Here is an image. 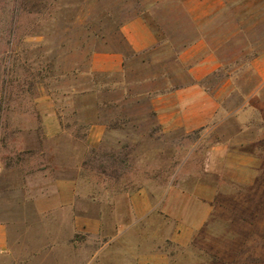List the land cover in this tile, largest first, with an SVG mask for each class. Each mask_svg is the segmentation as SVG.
<instances>
[{"label":"rangeland","instance_id":"rangeland-1","mask_svg":"<svg viewBox=\"0 0 264 264\" xmlns=\"http://www.w3.org/2000/svg\"><path fill=\"white\" fill-rule=\"evenodd\" d=\"M135 18L157 42L132 56L121 27ZM119 50L121 72L90 69L94 53ZM206 57L218 64L204 85L220 120L190 134L161 133L151 96L188 81L192 62ZM260 68L264 0H0V264H119V193L148 181L162 191L182 167L217 192L213 215L189 245L167 243L169 264H264ZM39 99L61 132L26 149L20 143L35 145L30 131L41 130ZM93 122L105 134L90 145ZM217 143L231 151L229 162L208 176L202 148ZM245 157L250 168L240 174ZM59 179L74 182L73 202L58 200ZM87 211L98 228L75 231L73 214Z\"/></svg>","mask_w":264,"mask_h":264},{"label":"crops","instance_id":"crops-1","mask_svg":"<svg viewBox=\"0 0 264 264\" xmlns=\"http://www.w3.org/2000/svg\"><path fill=\"white\" fill-rule=\"evenodd\" d=\"M121 36L132 56L146 53L157 42L155 33L143 19L138 18L121 27ZM188 54L189 51L185 50L179 55V60L186 63ZM124 62L125 54L121 50L94 53L90 58V69L96 72H121ZM191 65L187 70L188 81L170 85L151 96L150 105L154 110V119L163 134H190L206 129L216 120H220L217 119V97L204 85V80L218 67L215 58H201L193 61ZM257 73L263 76L264 69H257ZM44 103V99H39L37 103L41 130L30 131L32 138L36 139L35 145L20 143L26 149L40 150L39 143L43 138L53 139L61 132L55 111L52 108L45 109ZM104 134V125L91 123L87 143L95 145ZM22 146L20 148H23ZM202 150L207 166L204 171L208 176L219 174V169L227 168L231 152L227 146L217 143L205 145ZM246 161V157L238 159L235 169L240 174H244L247 167L250 168L246 166ZM184 171L185 168L182 167L174 183L171 176L168 177L166 188L162 191L151 189L162 183L148 181V188L119 193V202L122 203V207H119V264H169L171 257L167 243L189 245L193 235L213 215L214 196L217 192L215 184L200 179L191 181L194 179L193 175L188 172L185 174ZM240 179L242 178L237 180ZM189 185H192L191 189L188 188ZM55 187L59 201L71 203L75 200L77 195L72 180L59 179L55 182ZM73 216L75 231L91 233L93 228L99 226V220L93 219L90 211ZM4 243L0 248L7 246L5 240Z\"/></svg>","mask_w":264,"mask_h":264}]
</instances>
